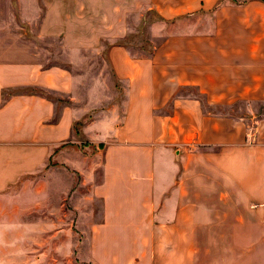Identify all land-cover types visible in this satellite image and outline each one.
Segmentation results:
<instances>
[{
	"label": "crops",
	"instance_id": "1",
	"mask_svg": "<svg viewBox=\"0 0 264 264\" xmlns=\"http://www.w3.org/2000/svg\"><path fill=\"white\" fill-rule=\"evenodd\" d=\"M150 14L178 29L138 55ZM91 61L121 104L87 105ZM263 106L264 0H0V264L72 256L70 187L44 168L78 124L105 146L94 264H198L204 241L213 264H264Z\"/></svg>",
	"mask_w": 264,
	"mask_h": 264
},
{
	"label": "rangeland",
	"instance_id": "2",
	"mask_svg": "<svg viewBox=\"0 0 264 264\" xmlns=\"http://www.w3.org/2000/svg\"><path fill=\"white\" fill-rule=\"evenodd\" d=\"M160 20L156 19L154 14L147 16L144 24L139 29V33L135 34L131 38V44L135 50V54H150L153 52L154 46L162 42L165 36L174 34L176 29L174 27V21L162 22L156 24ZM191 19L186 21L185 27H190L192 25ZM154 29H157V34L153 36L152 32ZM185 30V29H184ZM106 55L103 56L105 60ZM92 63L87 69L88 75L97 69L102 70L104 80L102 82L103 95L101 97H88L87 105L88 106H98L100 109H105L111 106L112 104H121L124 98V84L116 81L114 77L112 78L111 67L108 66V61H91ZM171 72L169 74L173 75V67L168 66ZM90 86H92V91L94 89V82L90 81ZM186 94H192L199 96L198 92L194 88H187L184 90ZM57 99V97H54ZM96 100V101H95ZM62 103V100H59ZM92 101V102H91ZM95 101V102H93ZM91 102V103H89ZM233 109H236L235 107ZM237 110V109H236ZM230 111V110H228ZM99 111H94L91 114H88L89 121L91 118L98 114ZM234 116H244L246 114L234 113L231 112ZM264 115V106L260 110L259 116ZM248 116V115H246ZM99 117V115H98ZM82 122L85 123L83 120ZM80 128H76V142L74 140L69 143L60 146L56 149L54 158H51L48 166L44 168V171L47 168H54L56 170V190L61 191L64 185L68 182L70 187V193L67 195L66 205L67 209L65 210L67 216H65V223L70 224L72 230V242L74 245L73 254L69 259H55L53 260L54 264H94V259L91 250L93 249V229L96 215H99L100 209L97 201L94 198L92 193L93 185L100 183L102 179V162L104 160L103 154L105 146L91 144L84 135H81ZM63 152H67V158L70 157L73 161L81 160L82 163V173L76 171L71 165L66 164L63 159H60L59 156ZM85 160V162H83ZM43 171V172H44ZM42 172V173H43ZM84 175L87 176V183L83 184L85 179ZM67 185V184H66ZM80 207V209L78 208ZM100 216H98L99 218ZM100 219V218H99ZM223 245L226 247L229 246V243H218L215 247L216 255H223ZM207 242H201L200 244V254L198 264H213L212 256L208 258L207 254ZM212 254V253H211ZM223 260V257L219 258Z\"/></svg>",
	"mask_w": 264,
	"mask_h": 264
},
{
	"label": "trees",
	"instance_id": "3",
	"mask_svg": "<svg viewBox=\"0 0 264 264\" xmlns=\"http://www.w3.org/2000/svg\"><path fill=\"white\" fill-rule=\"evenodd\" d=\"M81 126V124H78L77 126H76V128H78L79 129V127ZM101 146H104V145H101Z\"/></svg>",
	"mask_w": 264,
	"mask_h": 264
}]
</instances>
